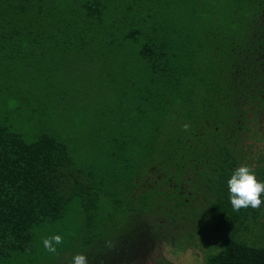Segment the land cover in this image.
Listing matches in <instances>:
<instances>
[{
  "label": "trees",
  "instance_id": "16d2710c",
  "mask_svg": "<svg viewBox=\"0 0 264 264\" xmlns=\"http://www.w3.org/2000/svg\"><path fill=\"white\" fill-rule=\"evenodd\" d=\"M259 129L264 0H0V264L216 233L204 264H264V194L237 212L227 187L264 182Z\"/></svg>",
  "mask_w": 264,
  "mask_h": 264
},
{
  "label": "clouds",
  "instance_id": "9594fccd",
  "mask_svg": "<svg viewBox=\"0 0 264 264\" xmlns=\"http://www.w3.org/2000/svg\"><path fill=\"white\" fill-rule=\"evenodd\" d=\"M190 126L185 124L184 129L188 130ZM229 199L233 211H240L242 208L259 209L264 194V182L257 180L255 173L248 165H242L236 168L227 181ZM43 247L49 253H56L57 246L64 241L60 235H52L43 239ZM72 264H88L87 257L84 254H76L72 258Z\"/></svg>",
  "mask_w": 264,
  "mask_h": 264
},
{
  "label": "rangeland",
  "instance_id": "374dc122",
  "mask_svg": "<svg viewBox=\"0 0 264 264\" xmlns=\"http://www.w3.org/2000/svg\"><path fill=\"white\" fill-rule=\"evenodd\" d=\"M259 132L262 134L264 130L259 129ZM255 144L258 148L256 146L253 147L254 153L258 151L264 153V141H256ZM259 221L264 222V218H261ZM255 232V229L247 231L248 238H254ZM239 234L245 233L240 232ZM201 235H205V232H202ZM218 235L219 233H216L215 237L203 236L202 238L196 236L197 238L194 237L192 240L184 239L183 242H178V240L175 239L176 242H171L170 244L166 243L158 247L156 251L153 252L146 261L141 262V264H204L205 252L208 251V239L211 242L214 241L218 243Z\"/></svg>",
  "mask_w": 264,
  "mask_h": 264
}]
</instances>
